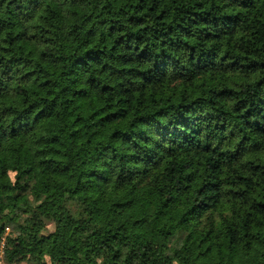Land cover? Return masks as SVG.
I'll use <instances>...</instances> for the list:
<instances>
[{"label":"trees","instance_id":"obj_1","mask_svg":"<svg viewBox=\"0 0 264 264\" xmlns=\"http://www.w3.org/2000/svg\"><path fill=\"white\" fill-rule=\"evenodd\" d=\"M0 245L264 264V0H0Z\"/></svg>","mask_w":264,"mask_h":264},{"label":"rangeland","instance_id":"obj_2","mask_svg":"<svg viewBox=\"0 0 264 264\" xmlns=\"http://www.w3.org/2000/svg\"><path fill=\"white\" fill-rule=\"evenodd\" d=\"M2 245V244H1ZM1 245H0V248H1ZM1 264H2V262H1ZM16 264H25V263H23V262H20V263H16Z\"/></svg>","mask_w":264,"mask_h":264}]
</instances>
